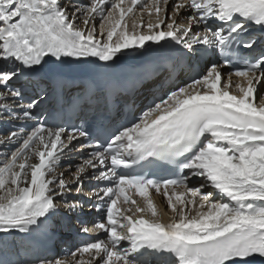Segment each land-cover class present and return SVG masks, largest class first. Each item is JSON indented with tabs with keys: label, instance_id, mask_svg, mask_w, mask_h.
<instances>
[{
	"label": "snow or ice",
	"instance_id": "snow-or-ice-1",
	"mask_svg": "<svg viewBox=\"0 0 264 264\" xmlns=\"http://www.w3.org/2000/svg\"><path fill=\"white\" fill-rule=\"evenodd\" d=\"M172 43L205 70L178 82L158 64L146 76L162 77L160 94L114 131L49 127L34 113L65 79L59 66ZM0 123L11 125L0 145H16L0 153L6 252L16 243L6 237L48 230L63 211L95 239L33 264H264V0H0ZM76 143L94 150L66 177L58 169ZM166 166L171 176L156 171ZM149 189L163 192L168 223ZM86 204L103 213L91 228Z\"/></svg>",
	"mask_w": 264,
	"mask_h": 264
},
{
	"label": "bare ground",
	"instance_id": "bare-ground-1",
	"mask_svg": "<svg viewBox=\"0 0 264 264\" xmlns=\"http://www.w3.org/2000/svg\"><path fill=\"white\" fill-rule=\"evenodd\" d=\"M65 2H73V0H65ZM77 2H87V0H77ZM128 2L129 0H126V5ZM134 18L140 19L141 17L137 15ZM151 18L155 20V14H153ZM143 19L147 20L148 19L147 15H145ZM96 23L99 25L100 20L97 19ZM129 23H131V21H129ZM177 47L179 46L172 43V44H166L162 48H165L167 50H175ZM159 48L161 47H158L153 44L151 46L146 45L145 49L140 50V51L129 50L124 55L118 54L116 61L119 62L120 64L127 65V66L144 65V64L150 65L154 63L155 53ZM182 60L183 58H179L176 66L180 62H182ZM52 66L53 65H50V67ZM158 77L152 80L145 81L143 87L138 90V94H137L138 97H141L142 93H148L151 91L152 88L159 86V79H162V77H159V79ZM179 82H182V81H179ZM38 111H39L38 109H35L34 113H38ZM39 119L44 120V117L42 116ZM35 125H36V118L34 116V119L32 121L27 122L25 127L31 128V127H34ZM10 127L11 125L9 124L0 123V135L7 133ZM80 143H83V142H80ZM80 143L75 144L76 151L73 152L69 156L68 160H66L68 162L62 161L61 166L58 169L59 171H64L66 177L69 175V173L65 171L68 165L72 163L73 160H74V163L75 162L76 163L79 162L78 164L82 163L83 160L86 159L88 154L92 151L90 147L85 148L83 151H81ZM15 146L16 145H8L7 147H5L3 145H0V153L12 151L14 150ZM0 159H2V156H0ZM65 163H68V164L64 165ZM72 166H73V169H75V166H78V165L73 164ZM90 180H91L90 177L85 179V183L83 186L84 194H87L91 190V188L95 185V181H92L91 183H89ZM199 182H200L199 178H193L190 182V186H198ZM181 190L182 189H177V191H181ZM130 194L133 196L134 199H136L137 205H139L140 207H146V201L144 197H139V195L134 190H132ZM149 196L153 199L157 207L158 218L161 219L164 223H168L173 213L170 211L167 205L166 199L163 196V192L161 191L160 193H157L155 189H149ZM118 206L128 207V205H118ZM96 215H100L99 217H101L102 216L101 211H98L96 208H93L89 206V204H86L85 210L81 214L80 218L81 220L85 222L84 226L91 228L93 223L96 220H98L97 218H94V216ZM136 215L137 216L139 215L147 216L148 214L145 212V213H136ZM52 219L54 220V225L48 230H42L39 232H35L31 236H24L23 234L15 233L13 234V236L6 237L8 241H12L13 239H15L16 243H15V246L8 252H6L3 246L0 245V258L3 260H8L10 262H15L17 261L16 258L18 255L20 256L27 255V257L21 259L20 261H30V260H33L34 258H41L42 256L49 254L47 257H44L42 259L53 260V259H64L65 257H68L70 259V256L68 252L66 251L67 248L65 246L67 244L68 245L72 244L70 241H76L74 230H71L72 226L76 228V230L78 231V234L83 235L81 238H87L88 236H93L92 239L93 240L95 239L94 235H85L79 230L81 225L76 223L77 217L75 214H69V213L62 211L61 213H58ZM69 222H70V225L68 224ZM49 223L52 224V221H49ZM66 228L67 230H65L64 233L68 235L67 241H65L64 238L61 236V234H59L61 229H66ZM2 236L3 234H0V237ZM62 242L64 246L62 248H59L58 244ZM52 255H53V258L51 257Z\"/></svg>",
	"mask_w": 264,
	"mask_h": 264
},
{
	"label": "rangeland",
	"instance_id": "rangeland-1",
	"mask_svg": "<svg viewBox=\"0 0 264 264\" xmlns=\"http://www.w3.org/2000/svg\"><path fill=\"white\" fill-rule=\"evenodd\" d=\"M75 157H76V156H75ZM66 160H68V159H66ZM66 160H64V161H65V162H68V161H66ZM78 163H79V162H77V163L75 162V163H74V160H73V162L70 163V164H72V165H73V164H75V165H79ZM66 164H68V163H65L64 165H66ZM64 165H63V166H64ZM72 170H75V169H72ZM72 251H73V250H72ZM70 252H71V251H70ZM70 252H69V253H70ZM29 264H30V263H29ZM31 264H33V263H31Z\"/></svg>",
	"mask_w": 264,
	"mask_h": 264
}]
</instances>
